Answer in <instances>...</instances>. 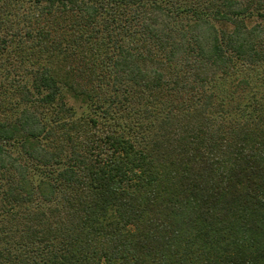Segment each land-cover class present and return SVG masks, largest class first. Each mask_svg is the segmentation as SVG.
<instances>
[{"label": "trees", "instance_id": "trees-1", "mask_svg": "<svg viewBox=\"0 0 264 264\" xmlns=\"http://www.w3.org/2000/svg\"><path fill=\"white\" fill-rule=\"evenodd\" d=\"M0 264H264V0H0Z\"/></svg>", "mask_w": 264, "mask_h": 264}, {"label": "rangeland", "instance_id": "rangeland-1", "mask_svg": "<svg viewBox=\"0 0 264 264\" xmlns=\"http://www.w3.org/2000/svg\"><path fill=\"white\" fill-rule=\"evenodd\" d=\"M70 103L73 104L74 106H76L77 108L80 105V101H77L74 97L69 98Z\"/></svg>", "mask_w": 264, "mask_h": 264}]
</instances>
